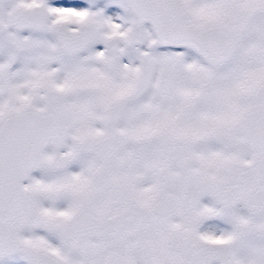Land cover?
<instances>
[{
  "label": "snow or ice",
  "instance_id": "obj_1",
  "mask_svg": "<svg viewBox=\"0 0 264 264\" xmlns=\"http://www.w3.org/2000/svg\"><path fill=\"white\" fill-rule=\"evenodd\" d=\"M0 264H264V0H0Z\"/></svg>",
  "mask_w": 264,
  "mask_h": 264
}]
</instances>
